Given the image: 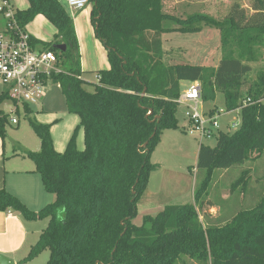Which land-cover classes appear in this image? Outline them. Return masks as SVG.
Here are the masks:
<instances>
[{
  "label": "trees",
  "instance_id": "1",
  "mask_svg": "<svg viewBox=\"0 0 264 264\" xmlns=\"http://www.w3.org/2000/svg\"><path fill=\"white\" fill-rule=\"evenodd\" d=\"M26 1L27 9H16L15 19L24 28L41 15L55 28L53 41L31 38V43L56 56L61 73L54 74L52 82L59 85L67 112L80 122L58 153L51 124L29 120L40 148L22 154L34 164L54 201L34 213L0 190L1 212L11 210L25 221L48 220L19 263L47 250L45 264H176L183 257L197 264H264V194L252 209L226 222L204 225L199 219L200 210L213 207L206 200L213 171L256 160L264 151V71L241 92L257 48L264 46V25L240 27L233 18L220 21L206 14L182 19L164 11L165 0H89L90 24L109 68L97 72L88 92L72 19L57 0ZM203 27L221 34V58L215 68L164 62L163 34ZM54 45H65V51ZM183 81L199 83L203 102L215 101L221 93L225 112L239 111L240 125L233 133L220 132L214 147L199 146L196 168L205 174L194 189V204L166 206L135 226L136 204L157 168L150 158L160 134L178 128L175 101ZM6 100L8 95L1 93L0 105ZM23 111L31 114L28 105ZM8 123L0 109L2 146ZM80 128L81 151L76 145ZM247 176L248 171H242L231 193L246 187Z\"/></svg>",
  "mask_w": 264,
  "mask_h": 264
},
{
  "label": "rangeland",
  "instance_id": "2",
  "mask_svg": "<svg viewBox=\"0 0 264 264\" xmlns=\"http://www.w3.org/2000/svg\"><path fill=\"white\" fill-rule=\"evenodd\" d=\"M24 0H13L16 8H21ZM259 5L256 0H165L164 11L176 17L185 19L193 14H206L217 20L233 18L235 23L242 26L264 25V0ZM88 5L85 7L87 8ZM91 7V6H90ZM43 32L42 36L51 37L55 29L50 23H35L30 25ZM92 27V26H91ZM2 29V24L0 26ZM94 33V30H93ZM164 54V62L169 64H189L203 68H215L221 58V34L220 31L203 27L200 31L189 33H165L161 36ZM94 41H98L94 34L83 37L81 42L84 53L80 55V66L84 65L95 70H105V63H108L101 45V51L94 47ZM97 47V46H96ZM102 58V61H101ZM104 61V64H103ZM251 72L244 79L241 92L244 94L249 86L256 80L259 72L264 71V46L257 48V58L250 64ZM95 70L85 72L81 78L86 82V91H92V84H96ZM190 86V82L183 81L180 84V91L184 92ZM7 91V87L0 85V94ZM41 105V106H40ZM12 107L10 100L4 101L0 109L8 115V125L5 128L3 148L0 139V157H11L21 154L18 146L27 148L32 152L39 150V139L29 124V120L37 124H51L50 135L54 141V149L58 153L63 152L67 142L72 136L75 128L79 125V117L70 114L66 110L64 96L57 83L49 82L45 89V96L38 104H30L31 114L26 116L20 108L19 113L8 114ZM219 113V122L224 131L233 133L240 124L239 111L225 112L224 97L218 93L215 101H207L201 104L202 112ZM185 110L177 107L176 130H163L159 142L155 147L150 162L157 168L150 174L148 185L136 204L137 215L132 220L133 225L141 226L145 216H155L159 210L166 206H182L194 204V189L204 177L205 171L197 170V154L201 144L214 147L216 137L200 139L197 135L187 130V119ZM16 118L19 123L13 125L9 118ZM233 122L235 129L227 127ZM76 145L79 151L83 150V131H77ZM36 149V151L34 150ZM247 170V185L237 187L231 193L230 188L239 177L242 171ZM207 201L213 204L212 208L206 207L205 211H199V219L204 225L218 222H226L237 212L252 209L264 194V151L261 156L242 165H236L229 169L214 170L211 178V185L208 191ZM215 215V216H214ZM214 216L213 220L209 217ZM21 220H23L20 217ZM43 220V221H41ZM46 219L35 220V224L45 223ZM210 221V222H209ZM23 222H25L23 220ZM28 225V224H27ZM42 254V255H41ZM40 255V256H39ZM38 260L45 264L49 257L47 250L40 253ZM176 264H197L195 261L183 257Z\"/></svg>",
  "mask_w": 264,
  "mask_h": 264
},
{
  "label": "built area",
  "instance_id": "3",
  "mask_svg": "<svg viewBox=\"0 0 264 264\" xmlns=\"http://www.w3.org/2000/svg\"><path fill=\"white\" fill-rule=\"evenodd\" d=\"M65 2L70 10L77 12L85 9L89 0ZM15 10L13 0H0V15L4 21V28L0 30V85L7 87L3 93L12 102L8 114L16 113L20 108L23 110L24 105L38 104L45 96L46 86L52 82V76L61 73L56 56L31 43V36L15 19ZM175 102L177 107L185 110L187 130L191 134L200 139H209L220 132L229 133L221 128L218 112L200 110L202 98L198 82L190 83ZM9 121L13 125L18 123L14 117L9 118ZM236 126L233 122L227 124L230 129Z\"/></svg>",
  "mask_w": 264,
  "mask_h": 264
},
{
  "label": "crops",
  "instance_id": "4",
  "mask_svg": "<svg viewBox=\"0 0 264 264\" xmlns=\"http://www.w3.org/2000/svg\"><path fill=\"white\" fill-rule=\"evenodd\" d=\"M57 1L63 6L66 13L73 21V28L75 30V34L78 42V48H79V56H80L84 53V47L81 42V39H83V37L86 38L88 35L94 34L89 19L91 5L81 11L75 12L67 7L65 0H57ZM24 2L25 3L22 4L21 8H16V6H14L15 9L17 10L27 9L28 3L26 0H24ZM45 22L48 21L43 16L39 15L35 17V19L25 27V30L34 40L41 43H49L53 41V37L56 33L55 29L51 32L50 34L51 37L48 39L47 37L42 36L43 32L39 31L36 28L30 27L31 24L32 25H34L35 23L45 24ZM1 24H2V17L0 15V26ZM93 44L94 47L97 48L98 50L101 51L103 49L98 41H94ZM164 53L168 55V53H166L165 50ZM104 54L106 56L105 50H104ZM84 63L85 61H83V64L81 65L82 74L88 71L93 72L95 70L93 68L87 67L86 65H84ZM105 64L106 67L103 66V69L106 70L109 68V63H105ZM98 71L101 70L99 69L95 70V75H97ZM96 81H97V77H96ZM18 147L21 151V154H16V155L13 154V156L5 157V158L0 157V190L2 189L5 190L7 193L16 197L29 211L37 213L46 205L52 203L54 201V196L45 192L41 178L39 174H37L35 171L34 164L29 159L25 158L24 154H22L23 150L25 151H30V150L22 146H18ZM39 148H40V143H39ZM34 150L36 151V149ZM55 151L58 152L59 150L55 149ZM205 208L206 207L202 209L203 213L206 212ZM161 210H159V212ZM214 216L209 217V220L210 221L213 220V218H215ZM35 223H36L35 221L23 222V220L20 219V215L11 210H7L5 212L0 211V256L8 259L9 261H12L13 264H20L19 262L26 257L30 248L37 242L42 230L47 226L48 220L46 221V226L45 223H43V225L42 223L39 224H35ZM39 256H37L36 258H34L33 260H31L26 264H43L44 259H42V261L39 262L36 261L38 260Z\"/></svg>",
  "mask_w": 264,
  "mask_h": 264
},
{
  "label": "water",
  "instance_id": "5",
  "mask_svg": "<svg viewBox=\"0 0 264 264\" xmlns=\"http://www.w3.org/2000/svg\"><path fill=\"white\" fill-rule=\"evenodd\" d=\"M54 48L60 52H64L65 51V45H54ZM159 119V117H157V120ZM0 264H13L12 261H9L8 259L0 256Z\"/></svg>",
  "mask_w": 264,
  "mask_h": 264
}]
</instances>
